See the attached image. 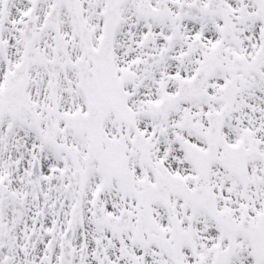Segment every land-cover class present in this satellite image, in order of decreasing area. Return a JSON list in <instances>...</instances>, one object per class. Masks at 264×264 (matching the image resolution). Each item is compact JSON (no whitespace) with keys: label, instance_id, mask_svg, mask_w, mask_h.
Listing matches in <instances>:
<instances>
[{"label":"snow or ice","instance_id":"obj_1","mask_svg":"<svg viewBox=\"0 0 264 264\" xmlns=\"http://www.w3.org/2000/svg\"><path fill=\"white\" fill-rule=\"evenodd\" d=\"M0 264H264V0H0Z\"/></svg>","mask_w":264,"mask_h":264}]
</instances>
